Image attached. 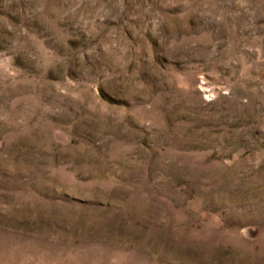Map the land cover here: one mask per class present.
I'll return each mask as SVG.
<instances>
[{"label":"rangeland","instance_id":"1","mask_svg":"<svg viewBox=\"0 0 264 264\" xmlns=\"http://www.w3.org/2000/svg\"><path fill=\"white\" fill-rule=\"evenodd\" d=\"M0 264H264V0H0Z\"/></svg>","mask_w":264,"mask_h":264}]
</instances>
